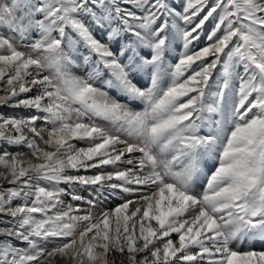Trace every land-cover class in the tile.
Wrapping results in <instances>:
<instances>
[{
	"label": "snow or ice",
	"instance_id": "1",
	"mask_svg": "<svg viewBox=\"0 0 264 264\" xmlns=\"http://www.w3.org/2000/svg\"><path fill=\"white\" fill-rule=\"evenodd\" d=\"M0 93V264H264V0H0Z\"/></svg>",
	"mask_w": 264,
	"mask_h": 264
},
{
	"label": "bare ground",
	"instance_id": "2",
	"mask_svg": "<svg viewBox=\"0 0 264 264\" xmlns=\"http://www.w3.org/2000/svg\"><path fill=\"white\" fill-rule=\"evenodd\" d=\"M209 25H212V24L209 23L206 26H209ZM72 71H73V73L75 75L84 76V75H82L83 74L82 70L79 67H73ZM238 71H243L242 67L238 68ZM215 72H217V69L214 70V73ZM142 77H143V74L138 75V77H137L138 83H140V79ZM222 83H223V79L222 80L221 79L220 80L217 79V81H216L217 88ZM96 86L97 87H102V81L97 82ZM112 95H115V93H112ZM131 103H133V105L137 104L136 101H131V102H128V106ZM5 108H6L5 112H10L11 110H8V109H13V108H8V107H5ZM20 112H25L26 114L29 113V112H26V110H24V109H20ZM30 114H31V112H30ZM219 118H220L219 116L216 117V119H219ZM207 131L208 130L206 128L203 129V133L202 134H206ZM75 143H76L77 147L87 146L85 141H75ZM14 147L17 150L20 149V147H17V146H14ZM19 151L22 152L23 149L21 148ZM121 167H124V166H121ZM202 167H203V164H202ZM103 170L106 171V172H111V171H113V168H112L111 165H109V166H104ZM97 171H100V169H90L87 172H85L84 170H80L79 174H81V175H92V174H95ZM204 171L206 172L207 169H204ZM195 183L198 184V186L201 185V184L206 183V178H205L203 173L200 175V177L196 180ZM3 185L6 187L7 186L6 182ZM60 187L68 188V189L74 191L76 194L83 196L84 200H82V201H72L69 196H65L63 198L66 204L71 203L74 206L78 205L83 210H88L90 208V206L87 203V201L90 200V199H94L95 198V189L92 186L76 185V186L72 187V186H69V185H60ZM195 190H196V187H195ZM138 198H139V194H137V195H128V194H121L119 191H117V193L115 195H113V196L105 195V197H101V198L97 199L96 206L94 208H91V211L93 213H95V214H98V213H100L102 211H110L111 209L115 208L118 204L122 203L124 201V199H138ZM14 203H20V201L17 200ZM133 207H135V205H133ZM81 214H83V212H81ZM172 238H173V240L177 239L175 234H173ZM233 247H235V245H233ZM247 247H248V245H247V243H245L244 249H242V250H245ZM255 247L259 248L260 245L257 244V245H255ZM62 261H63L62 259L59 260V262L57 260H55V264H66L65 261H63V262Z\"/></svg>",
	"mask_w": 264,
	"mask_h": 264
},
{
	"label": "rangeland",
	"instance_id": "3",
	"mask_svg": "<svg viewBox=\"0 0 264 264\" xmlns=\"http://www.w3.org/2000/svg\"><path fill=\"white\" fill-rule=\"evenodd\" d=\"M175 2L178 5L179 2H180V0H175ZM211 27H212V25H209V26H206V28H204L203 32L201 33L200 40L198 42H195L193 44V46H192L194 49H198V48L203 47L205 45L206 35H207L208 31L211 29ZM17 47H20V46L17 45ZM173 47H174V50L171 51L170 53H168V55L165 58V68H168V65L169 64H174L175 62H177V60L179 59V53L181 51H183L182 42L179 41V40L176 41V43L174 44ZM21 50L27 51L28 49L27 48H21ZM81 51L82 52L84 51L83 48H81ZM80 63H81V61L78 59L77 62H76V65L73 66V67H79L82 70V73H83L82 75H85L86 74L85 69L83 67L79 66ZM220 71H221V69L220 68H217V72H215L213 74V76L211 77L210 83H211V86H212L211 87L212 92H215L217 90V86H216L217 79L218 80H220V79L222 80V77H220ZM169 81H170V69H169L168 73H166L165 75L162 76L161 86L162 87H167V84L169 83ZM139 84L141 86H143V87H147L150 84V78H149V76L143 74V77L140 79V83ZM0 94H2V93H0ZM136 102H137V104H134L133 105V103H131L129 105V107L132 108L135 111H142L143 110V103L140 102V101H136ZM5 109H6L5 107L4 108H0V112H3L6 115H14V116L20 115V114L22 116H30V115L33 114L31 111H26V112H29L27 114L25 112H20V109H17V108L8 109V110H11L10 112H5ZM30 112H31V114H30ZM21 148L23 149L22 152L28 153L27 148L22 147V146L20 147V149ZM10 150L13 151V152L19 151V150L15 149L14 146H11ZM29 157H30V153H28V155H26L25 157H23V159H27ZM34 162H39V161H34ZM4 183L5 182H0V184H4ZM195 185H196L195 186L196 187V191L197 192H202L203 191V188L206 186V183L201 184L199 186H198V184L195 183ZM105 195H107V194H105ZM58 258L59 257H57L55 260H57L59 262V260H61V258H59V259Z\"/></svg>",
	"mask_w": 264,
	"mask_h": 264
}]
</instances>
